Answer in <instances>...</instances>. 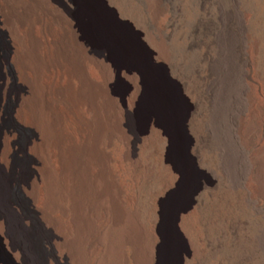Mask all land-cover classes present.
I'll return each mask as SVG.
<instances>
[{
    "label": "bare ground",
    "instance_id": "obj_1",
    "mask_svg": "<svg viewBox=\"0 0 264 264\" xmlns=\"http://www.w3.org/2000/svg\"><path fill=\"white\" fill-rule=\"evenodd\" d=\"M41 2L44 7H51L64 23L70 48L68 44L66 48L63 41L64 45L59 44V38L51 35L48 25L37 26L27 7L22 6L23 10H18L16 0H0V38L4 41L0 47V121L4 115L9 118L5 126H0V235L9 236L18 250V260L25 264H43L29 248L36 232L49 235L46 241L54 255L59 254L61 260L69 259L71 264H86L95 254L86 250V245L94 242L104 246L106 256L111 250L109 253L115 259L114 264H126V245L131 243L138 251L145 238L147 240L152 234L158 239L144 249V253H149L148 263L178 264L182 247L176 231L171 228L175 227L173 219L189 211L194 204L192 194L197 189L192 179L195 166L189 153L186 124L192 131V128H198V122L205 125L206 119L200 120L194 115L189 120V110L193 109L191 102L179 95V87L182 86L167 75L166 65L172 68L168 46L161 33L155 31L153 35L158 43L152 50L154 45L149 35L137 32L139 26L136 22L135 26L125 22L123 19L128 18H124L122 9L117 16L105 0H68L75 11H69L62 0ZM149 11L152 17L160 12L157 5H152ZM147 44L152 46L151 50ZM254 49L257 50L256 47ZM69 50L78 58L74 59ZM87 65L91 69H86ZM14 67L18 72L19 86L11 92ZM255 76L258 97L255 100V96L250 94L245 98L248 102L244 108L247 124H243L245 118L241 109L237 116L241 123L237 139L242 143L240 149L244 156L252 139L257 134L264 136V122L261 120L264 116V72ZM122 78L130 80L132 86H127V90H132V93L127 95V90H124L118 96L114 95L112 83L122 82ZM74 79L77 81L75 84ZM182 88L190 96L191 90L187 89L190 87ZM11 95L10 106L6 107ZM218 104L226 109L225 101ZM236 110L234 112L238 113ZM89 111L95 112L94 123L88 120ZM67 125L75 126L78 135L71 136ZM21 126L28 129L29 136L19 145L18 152L34 165V168L29 165L22 174L10 162L16 131ZM209 129H205V135ZM115 140L125 144L127 158L137 155L128 168L122 165L112 148ZM140 141L142 146L137 153ZM80 155L87 160L88 166L84 168L87 175L92 176L89 165L94 162L106 177L107 195L113 210L105 202H94L95 195L88 190V184L85 185L89 176L84 181L83 174H80L84 171L79 164ZM255 157L260 158L257 180L261 181L264 143ZM165 164H170L176 173L173 183L176 190L167 191L163 203L162 198H153V195L163 181L160 166ZM227 166H231L228 168L231 171L229 159ZM248 167L245 164L238 175H229L224 195L213 197V202L199 201L200 234L206 243H215L213 251L223 245L225 226L236 230L245 225L252 203L249 186L252 173ZM151 198L156 207L161 206V214L148 230ZM117 214L129 223V231L119 229L121 223ZM106 256L102 261H95L97 264H111ZM140 258L137 254L134 257L138 262ZM224 260V257L217 258L213 264H224Z\"/></svg>",
    "mask_w": 264,
    "mask_h": 264
},
{
    "label": "rangeland",
    "instance_id": "obj_2",
    "mask_svg": "<svg viewBox=\"0 0 264 264\" xmlns=\"http://www.w3.org/2000/svg\"><path fill=\"white\" fill-rule=\"evenodd\" d=\"M23 1L25 3H23ZM41 1L16 0V3L18 10H23V8H21L22 6L28 8V12H30V14H33L32 16L33 18H35L37 26L48 25L49 32L51 30V35H53V37L56 39L59 38L60 45H62L64 42L67 48V44L69 45V43L68 37H66V30H64V23H62L61 20L56 17L54 10L51 7H44V4ZM62 2L69 11H75L74 7L68 2V0H62ZM105 3L117 14V16H119L118 13L120 9H122L121 13L123 15L125 14L124 18H128L123 19L125 22H129L134 26L136 22V24L139 26L137 28V32L149 35L152 45H154V47L152 48L151 45H149L148 47L147 44V48L149 50H151V48L152 50H154L155 47H157L156 45L158 43V40L154 36L156 34L155 31L161 33V37L163 38L164 43L169 48V59L171 60L170 62L173 68L172 69L170 66L168 67L166 65L168 69L167 75L182 87H190V89L187 88L188 91L191 90L190 96H188L184 92V89L182 87H179L178 92L180 96L190 101L193 107V109L189 110V120L194 115L200 120L206 119L205 125L204 122H198V128H192V131L190 130L188 123L186 124V136L189 140V153L190 156L193 157L192 159L195 166L193 167L195 168V172H193L192 174V179L193 184L197 189L192 194V200L194 201V204L189 209V211L181 214L177 219H173V226L175 227L171 228L176 231V237L179 239L182 247V250L178 257V264H213L217 258L221 257L225 258L224 264H264V177H262L264 176V173H262L261 175V181H258L257 170L260 169V158L257 159L255 157L256 155H259V149L264 143V136L262 133L257 134V136L252 139L251 143L247 145V151L244 152L245 156H248V158L246 157L247 160L243 158L245 156L243 155V153H241L242 150L240 149V144L242 143H239L240 141L237 139V129L241 127V123L237 118V116L239 115L238 111H240L241 109L244 113V108L247 107L246 105L248 103L245 99L247 95L251 94V96H255L256 98L254 97V99L257 100L258 88H256L257 83L254 81V78L256 77V74H262V72H264V0H105ZM152 5H157L160 10L159 15H157L156 17H152L151 12L149 11ZM50 10L53 13H51ZM238 34H240V36ZM249 38H251V40H249ZM256 38H259L260 40H257ZM229 39L232 41L234 40L233 43ZM254 40H256V42H254ZM0 43V47H2V44H4L2 38H0ZM222 44L225 45L226 48L223 47ZM228 46L230 49H228ZM255 47L257 50L254 49ZM69 51V54L72 55L73 51ZM222 53L224 54L222 55ZM231 53L234 55H232ZM225 55L228 56L226 57ZM234 56H236V58ZM72 57L74 59H76V57L78 58L76 53L75 55L73 54ZM229 61L231 62L228 63ZM38 63L40 66L43 65L40 62ZM158 64L164 65V63L162 62H159ZM90 67V65H87L86 69H91ZM16 71L17 70H15L14 67V79L10 84L11 89L9 88L11 92L16 90L19 86L18 72ZM173 73L175 75H173ZM233 73L236 75H234ZM222 77L224 78L222 79ZM238 77H240V79ZM182 81H184V83ZM76 82L77 81H75L74 79V84ZM113 83V92L114 95L117 96L120 92H124V90H127V86H132L130 80L126 78H122V82L114 81ZM14 84H17V86ZM208 91H211V93H209ZM126 93L127 95H129L132 93V90H127ZM199 96H201L203 99ZM191 98H193V102L191 101ZM9 99L5 103L6 107L10 106L12 95L9 97ZM224 101L226 109L224 106L218 104L219 102L222 104V102ZM196 110L198 113L196 112ZM235 110L238 113L234 112ZM199 111L202 113H200ZM89 113L87 114L88 120L90 119L89 121L91 123H94L95 112L93 113V111H89ZM233 113H236V115H234ZM105 114L109 115L107 111L105 112ZM233 116H235L236 118ZM2 117L3 120L0 121V126H5L6 123H8L9 118L6 115ZM243 118H245V122H243V124L246 125L247 117L245 113L243 115ZM261 120L264 122V116H262ZM211 123H214L215 125H212ZM209 126L213 128H210ZM67 127V131L71 136H74V134L75 136L78 135V131L76 130L75 126L73 128L72 125H67ZM205 129L210 130L207 135H205ZM16 132L17 136L15 137L16 139H14L13 142V155L11 154L10 162L13 167H16L17 172H20L22 174L24 170H27L26 168H28L29 165L32 168H34V165L30 163V160L24 154H20L18 152L19 145L27 138V136H29L28 129L21 126ZM212 133H214L215 135ZM149 135L150 134H148L147 136L149 137ZM215 142L217 143L215 144ZM112 144V148H114L116 156L120 159V161H122L121 163L125 168H128L129 164L137 159V155H134L133 158H127V149L126 146H124V143L115 140ZM140 146H142V141H140L137 145V153L139 152L138 150ZM226 147L227 149H225ZM224 150L227 152H225ZM157 156L156 159L159 160V155ZM228 159L232 163L231 171L228 169L231 166H227ZM79 160V164L81 163L80 167H83L82 170L88 166V163L86 162L87 160L84 156L80 155ZM247 162H249L250 164ZM243 163L249 165L248 168L251 170L250 173H252L249 185L251 188L250 196L252 202L250 205V212L246 217L244 227L233 230L232 228L225 226L226 235L224 234V236L226 237L223 240V245L222 247L214 249L213 251L212 247L215 246V243L212 241L206 243V240L201 237L202 235L200 234L202 233V231L198 221L200 213L199 201L202 200L204 203H208L209 201L213 202V197L220 194L224 195L226 193L225 190L229 185V175H231V173L233 175H238L240 169L241 171H243V169L241 168L243 165H245ZM90 165L89 167L93 170V172L91 169L88 170L92 176L87 175L88 171H86V169H84V171H81L80 173L81 176L83 174L82 177L84 181L85 178L89 176V180L85 185L88 184V190H90V192L95 195L93 197L96 204L105 202L106 206L108 205V207L113 210L114 206L110 201V196L107 195L108 184L106 181V177L102 175L101 172H99L100 169L98 165H96L94 162H90ZM160 169L163 174V181L157 187L153 198H162V202L164 203V201L166 200V192H172L176 190L173 188L176 173H174L170 168V164L161 165ZM247 172H249V170H247ZM91 187L93 189H91ZM160 214L161 206L159 205L156 207L151 198L148 207V230H151L154 220H156L158 216L160 217ZM117 217L121 223V226H118L119 229L122 231H129V223L126 221V219L122 218L119 214H117ZM198 228H200V231L198 230ZM34 234L35 240L33 242L35 243L33 244L32 242L29 248L31 253L40 261H42L43 264H71L69 259L66 260L64 258V260H61L59 258V254H57V256L54 255V250L48 244V241H46L47 236L49 235H46V233L43 232H36ZM156 239H158V237L155 235L152 236L151 234L150 238H147V240L145 238V240L143 241L144 244H141V246L143 247L141 249H138V251H135L133 244L131 245L130 243L126 245V264H149V253L146 254L144 253V251L149 248L150 244L154 243ZM11 241L12 240L9 238V236L4 237V235H0V264H25L23 261L18 260V250L13 246ZM238 241L241 243H239ZM98 244V242L97 244L96 242H94L86 245V250L95 252V254H93L92 256L93 258H89V261L87 260L86 264H97V261H95L96 259L99 261L101 259L102 261L106 256L104 252V246ZM110 251L111 250H109V252ZM109 252L106 258L110 261L109 263L114 264L113 262L115 259H112L113 257L112 255H110L111 252ZM136 254L137 258L141 257L140 262L134 259ZM202 254H204V256H202Z\"/></svg>",
    "mask_w": 264,
    "mask_h": 264
}]
</instances>
